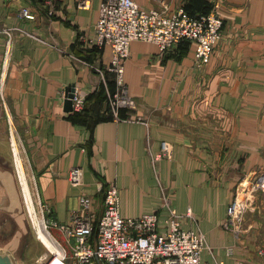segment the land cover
<instances>
[{
	"label": "crops",
	"instance_id": "0c3cea01",
	"mask_svg": "<svg viewBox=\"0 0 264 264\" xmlns=\"http://www.w3.org/2000/svg\"><path fill=\"white\" fill-rule=\"evenodd\" d=\"M100 1L90 0L87 9L79 0H0V140L2 129L12 143L22 138L48 219L68 223L81 193L93 198L99 217L102 189L114 182L124 217H164L166 197L179 214L191 209L194 228L210 247L202 261L264 264V193L256 195L240 233L224 224L239 182L264 173V0H166L169 11L210 8L220 15L222 35L209 60L198 61L189 43L162 53L133 41L123 69L134 105L129 118L74 121L64 111L66 88L75 84L87 97L101 83L94 68L111 63L108 46L90 52L80 40L92 35ZM134 1L159 8L156 0ZM22 7L34 20L19 17ZM6 27L41 41L20 32L9 38ZM91 111L107 115L105 103ZM162 142L171 149L156 169L151 157ZM73 167L83 172L77 187L68 180ZM10 173L15 181L0 159L8 184Z\"/></svg>",
	"mask_w": 264,
	"mask_h": 264
},
{
	"label": "built area",
	"instance_id": "2783aa9c",
	"mask_svg": "<svg viewBox=\"0 0 264 264\" xmlns=\"http://www.w3.org/2000/svg\"><path fill=\"white\" fill-rule=\"evenodd\" d=\"M156 2L159 8L145 9L134 0H101L92 35L80 37L84 48H110L109 67L94 69L107 93L105 107L116 121L123 119L118 116V108H134L123 79L124 64L133 41L153 43L164 53L187 40L194 46L195 58L205 63L221 38L223 20L216 10L190 16L183 7L169 11L166 0ZM78 5L88 9L90 0H79ZM48 13L51 15L52 11ZM19 17L34 20L32 11L26 7L21 8ZM16 32L41 41L20 27L2 29L9 38ZM111 76L118 89L114 94L108 91ZM117 92L122 96L117 98ZM85 103L86 95L74 91L72 112L82 111ZM170 149L169 143H161L159 152L151 157L154 168L157 169L159 162L168 157ZM68 180L72 186H80L83 183L82 169L71 168ZM102 193L103 208L99 217L94 210L93 198L81 193L78 209L71 213L68 223L49 222V227L63 237L62 243L57 239L56 243L61 246L65 264H225L219 260L212 263L202 261V253L210 247L205 235L194 228L197 220L191 209L179 214L166 197L164 217L157 212L124 217L116 184L107 183ZM259 193H264V173L253 174L239 182L226 210V228L237 234L242 231L243 221L247 213L253 211ZM227 253H233L232 246L227 248Z\"/></svg>",
	"mask_w": 264,
	"mask_h": 264
},
{
	"label": "rangeland",
	"instance_id": "374dc122",
	"mask_svg": "<svg viewBox=\"0 0 264 264\" xmlns=\"http://www.w3.org/2000/svg\"><path fill=\"white\" fill-rule=\"evenodd\" d=\"M117 90L118 89L116 88L115 91ZM118 96H122V94H118L117 98ZM124 107L118 108L117 111L120 109H127ZM13 128L15 134L16 128ZM2 132L3 133H1V136H3L5 139L0 140V159L3 163H5L7 168H12L14 170L15 184L17 186L20 204L17 208V211L8 214H2L0 216V245L3 241H9L16 237L18 233H20L23 235L19 240L20 248L17 253L14 254L15 258L17 259V264H49V262L55 258L56 255H54L55 253L49 247H47L41 239H39L37 234L38 230H36L37 224L40 221L43 222V224L46 226V231L55 242L57 239L62 243V239L56 236L51 227H49V222L51 221L47 216L49 211H46L42 207V200L38 193L37 181L30 173H28L27 166H25L24 163L26 157L24 155V143L22 142V138L19 137V141L16 139L15 142L12 143L10 142L9 130L7 129L4 132L2 129ZM18 176L26 202L21 193V186L18 182ZM58 246L61 249V246Z\"/></svg>",
	"mask_w": 264,
	"mask_h": 264
},
{
	"label": "water",
	"instance_id": "95a60500",
	"mask_svg": "<svg viewBox=\"0 0 264 264\" xmlns=\"http://www.w3.org/2000/svg\"><path fill=\"white\" fill-rule=\"evenodd\" d=\"M75 84H70L65 91L64 111L72 112V98L74 96ZM6 173V172H5ZM9 184L0 178V216L2 214L17 211L20 204L19 194L14 178L10 173ZM23 235L18 233L16 237L9 241H3L0 245V264H17L15 253L19 250V240Z\"/></svg>",
	"mask_w": 264,
	"mask_h": 264
},
{
	"label": "trees",
	"instance_id": "16d2710c",
	"mask_svg": "<svg viewBox=\"0 0 264 264\" xmlns=\"http://www.w3.org/2000/svg\"><path fill=\"white\" fill-rule=\"evenodd\" d=\"M210 10L211 9L208 8L207 10H205L203 12H190V11L188 12L187 11L186 13L190 16H198V15L207 14L210 12ZM182 43H189L190 44V42L187 40L181 42L180 44H182ZM96 50L97 49L91 47L90 52H96ZM107 84H108V91L111 94H113L115 92V89H116V84L113 81L112 76L109 78V81ZM106 102H107V93H106L104 85L102 83H100L97 90H95L94 93H91L90 95H88L86 97V103H85L84 109L80 112H70L69 117L74 121H80V122H84V121L91 122L92 120L93 121H99V120L113 119V115L110 111H107L106 116H100L99 112L97 114H93V111H91V109H95L96 106H100ZM97 110H99V109H97ZM128 111H130V110L129 109H120L118 111V116L120 118L126 119L127 117H129Z\"/></svg>",
	"mask_w": 264,
	"mask_h": 264
},
{
	"label": "bare ground",
	"instance_id": "6f19581e",
	"mask_svg": "<svg viewBox=\"0 0 264 264\" xmlns=\"http://www.w3.org/2000/svg\"><path fill=\"white\" fill-rule=\"evenodd\" d=\"M18 182L21 186V183H20V180H19V176H18ZM26 192V191H25ZM21 193L24 197V200L26 202V199H25V195L23 193V190H22V186H21ZM34 217V216H33ZM37 234H38V237L39 239H41L43 241V243L49 247L56 255L55 258H53L49 264H65L63 263V260H62V252H61V249L60 247L57 245V243L54 241V239L51 238V236L48 234V232L46 231V226L45 224H43V222H39L37 224ZM50 250V251H51ZM51 251V252H52Z\"/></svg>",
	"mask_w": 264,
	"mask_h": 264
}]
</instances>
